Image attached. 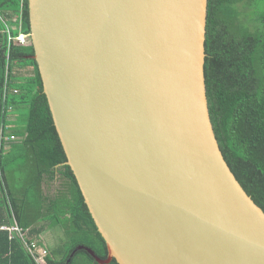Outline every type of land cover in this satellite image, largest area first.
<instances>
[{
    "label": "water",
    "instance_id": "water-1",
    "mask_svg": "<svg viewBox=\"0 0 264 264\" xmlns=\"http://www.w3.org/2000/svg\"><path fill=\"white\" fill-rule=\"evenodd\" d=\"M43 93L107 258L264 264V212L227 165L204 77L207 0H27Z\"/></svg>",
    "mask_w": 264,
    "mask_h": 264
},
{
    "label": "trees",
    "instance_id": "trees-1",
    "mask_svg": "<svg viewBox=\"0 0 264 264\" xmlns=\"http://www.w3.org/2000/svg\"><path fill=\"white\" fill-rule=\"evenodd\" d=\"M6 13L16 15L18 27L11 26ZM0 14L7 18L11 35H28L23 44L11 43L7 65L0 24V131L20 138L0 148V227L17 225L30 247L46 250L42 264H98L85 250L71 258L84 246L104 260L107 248L65 165L32 58L28 2L0 0ZM204 48L206 97L216 140L231 172L264 212V0H207ZM18 65L30 67V76L19 74ZM55 183L58 190L48 195L45 188ZM48 231L61 232L57 244L44 240ZM0 264L38 263L16 232L10 238L0 230Z\"/></svg>",
    "mask_w": 264,
    "mask_h": 264
},
{
    "label": "built area",
    "instance_id": "built-area-1",
    "mask_svg": "<svg viewBox=\"0 0 264 264\" xmlns=\"http://www.w3.org/2000/svg\"><path fill=\"white\" fill-rule=\"evenodd\" d=\"M8 20L5 16H3L2 14H0V24L3 25L4 29H3V33L6 35V61H7V65L9 62V50H10V45L13 41H17L21 44H23L26 40V38H28V35H23V34H19L17 36H13L10 33V29L7 25ZM6 65V69H5V83L8 80L9 77V70L8 67ZM4 83L5 87H4V93L6 91V84ZM12 92L14 94H17L18 91L16 89L12 90ZM7 111H12V109L10 107H7ZM2 132L0 131V148L2 149H6L7 147L10 146L11 143L18 141L20 138L17 137L14 134H5L2 135ZM1 231H8L9 232V236L10 238H12V232H16L19 237L22 238L23 240V244L26 247L27 252H29V254L32 256V258L38 263V264H42L43 263V258L46 255V250L44 249H36V247H30L27 243L26 240L24 239L23 235L21 234L20 229L17 227V225L14 226H1L0 227Z\"/></svg>",
    "mask_w": 264,
    "mask_h": 264
},
{
    "label": "rangeland",
    "instance_id": "rangeland-1",
    "mask_svg": "<svg viewBox=\"0 0 264 264\" xmlns=\"http://www.w3.org/2000/svg\"><path fill=\"white\" fill-rule=\"evenodd\" d=\"M59 187V183H55L53 186L49 187V188H45V191L47 192L48 195H53ZM61 232H55V231H48L45 235H44V240H48L50 244L54 245L57 244L59 242V239L62 237V235H60ZM53 242V243H52Z\"/></svg>",
    "mask_w": 264,
    "mask_h": 264
},
{
    "label": "crops",
    "instance_id": "crops-1",
    "mask_svg": "<svg viewBox=\"0 0 264 264\" xmlns=\"http://www.w3.org/2000/svg\"><path fill=\"white\" fill-rule=\"evenodd\" d=\"M6 16L11 24V26L15 29L16 27H18L19 23L17 21L16 15L15 14H11V13H6ZM20 27V26H19ZM18 72L19 74H22V76H30L31 74V68L30 67H25V68H21L19 65L17 66ZM15 116L10 117V120H13V118H15ZM46 242H49L48 240H46Z\"/></svg>",
    "mask_w": 264,
    "mask_h": 264
}]
</instances>
